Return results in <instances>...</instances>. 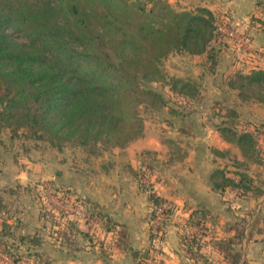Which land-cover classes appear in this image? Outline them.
<instances>
[{"label": "trees", "instance_id": "1", "mask_svg": "<svg viewBox=\"0 0 264 264\" xmlns=\"http://www.w3.org/2000/svg\"><path fill=\"white\" fill-rule=\"evenodd\" d=\"M250 20L252 25H264L259 19ZM214 21L215 16L204 7L176 9L166 0H0V58L7 52L4 49L7 45L20 50V44L14 40L20 38L25 41L21 43L25 48L23 53L33 62L30 67L16 65L14 71L0 68V123L11 130L22 129L27 137L45 140L56 148L65 140L78 146L107 143L111 148H122L141 133L138 106L158 109L165 104L160 93L150 87L151 83L162 82L177 95L196 99L198 83L190 78L166 77L161 60L177 51L203 54L211 69L218 52L226 47L224 42L215 39ZM35 68L39 73L29 77L28 71ZM245 68L243 64L235 68L226 79L227 88L234 90L241 102L264 104V68L250 67L247 71ZM15 73L16 79L12 77ZM237 121L236 110L226 108L215 125L224 140L238 147L242 160L229 157V168L213 169L209 175L211 187L219 192L236 188L239 197L261 196L264 181L248 171L249 163L260 162L261 153L252 133L240 129ZM214 152L228 156L227 151ZM154 169L153 154L144 152L140 166L131 171L139 190L147 191L151 205L148 225L155 207L167 204L165 217L156 232L149 230L150 246L132 252L137 264H151L146 261L148 251L157 250L166 221L172 214L171 204L151 185L139 181L144 171L151 173ZM5 188L1 192H6ZM79 198L87 215L99 217L105 230L112 227L110 219L93 201L85 196ZM44 211L51 226L65 222L53 232L60 240L68 239L64 228L74 227L75 221L59 217L52 221L53 213ZM261 211L248 225V236L258 223L264 231V198ZM247 215L231 226V236L211 242L226 264L246 262L234 247L244 236ZM81 232L93 241L87 229ZM8 234L7 224L3 222L0 252L9 258V264H16L20 262V257L13 252L17 245L7 242L4 236ZM17 239L28 241L29 250L40 244L39 239L28 236ZM200 244L194 237L185 242L181 240V248L188 256L201 257L205 262L198 253ZM117 245L126 248L123 238ZM34 255L48 262L43 252Z\"/></svg>", "mask_w": 264, "mask_h": 264}, {"label": "crops", "instance_id": "2", "mask_svg": "<svg viewBox=\"0 0 264 264\" xmlns=\"http://www.w3.org/2000/svg\"><path fill=\"white\" fill-rule=\"evenodd\" d=\"M166 1L182 10L204 7L213 16L228 12L239 23L237 31L243 30L244 23H250L247 28L248 41L246 44L236 41L226 43V47L218 52L211 69H208L203 54H188L192 60L200 62L189 66L192 72L200 75L197 77L198 91L202 95L204 94L202 89L206 87L207 91L210 90L215 95L212 99L215 103L211 104L209 113L201 109L197 119L198 126L195 129H190L189 124L171 129H142L141 134L124 147L112 149L119 158L115 157V161L119 160L120 163L116 161L115 165L111 161L105 167L100 165L98 169H93V180L90 181L89 178L88 182L93 185L92 188L85 187L86 190H79L78 186L74 188L73 184L77 182L78 176L76 174H73L70 181L66 180V175L57 179L60 190L68 189L71 190L69 193L77 192L79 197L85 196L93 201L110 219L112 227L105 230L100 219V222L95 223L91 234L82 221L74 220L76 223L74 227L64 228L69 238L60 240L61 238L56 237L53 231L62 228L65 222L60 221L59 226L47 223L46 241L35 247L44 250L45 246L43 254L47 257L48 264L53 263L55 259L72 264H137L132 252L142 251L150 246L148 222L145 219L149 202L147 195L138 189L131 173L140 166L144 152H150L155 159L156 173L159 177V182L153 185L155 192L172 206V214L164 229L163 240L157 250L148 251L147 263L211 264L221 261V255L211 242L220 237L231 236L233 234L231 226L244 214H248L244 236L236 245L239 249L241 247V260L248 261L249 264H262L261 261H264L262 224H256L250 236L247 235L248 225L261 211L264 194L257 197L251 194L239 197L236 188H225L219 192L211 187L209 180L213 169L224 166L229 168V157L242 160L238 147L224 140L219 134L215 126L218 122L212 126L211 114L221 119L226 108H233L237 112L239 122L253 123L258 119H264V104L241 102L235 91L227 88L225 84L228 76L239 65L243 64L246 67L245 71L250 67L264 68V56L252 54L256 50H264V25H252L250 20L255 18L264 22V0ZM201 73H205V76ZM168 92L176 96L177 103H182V107H189L194 103L195 99L189 100L170 90ZM191 109L192 107L184 114L183 122L186 120L190 122L191 116L193 118L194 113L190 112ZM175 112L179 115V111ZM261 146L264 149V143H261ZM214 151H227L228 156H220ZM248 171L264 181V156H261L258 163H249ZM228 176L234 177L230 173ZM77 194L74 196L77 197ZM45 210L54 212L49 206L45 207ZM53 217L55 218V215ZM67 218L71 219V214H67ZM61 220H65V217H61ZM7 222L10 234L4 237L11 243L14 242V234L15 236L18 234V228ZM2 223L0 220V231ZM86 229L92 235L93 241L83 236L81 231ZM119 231L121 232L118 233ZM25 232L27 234L29 230ZM191 237L199 239L201 247L198 253L206 259L205 262L201 257L188 256L181 248V240L185 242ZM122 238L126 248L117 245ZM0 260L9 262V258L1 252Z\"/></svg>", "mask_w": 264, "mask_h": 264}, {"label": "rangeland", "instance_id": "3", "mask_svg": "<svg viewBox=\"0 0 264 264\" xmlns=\"http://www.w3.org/2000/svg\"><path fill=\"white\" fill-rule=\"evenodd\" d=\"M14 40L20 44L21 49L17 50L13 47H9V45L4 48L7 49L9 53L7 54V52L4 51V56L0 58V68L4 71L5 69H7V71L9 69L14 71L16 65L24 68L26 66H32L31 63L33 64L32 61L28 60V54L23 53L25 48L21 43L25 44V41L20 38ZM198 63H200L199 60H192V57L182 51L169 53L161 60L162 70L166 77L190 78L196 82L199 73L192 72V68H189V66L192 67L194 64ZM40 69L42 71L43 67L40 66ZM38 73V69L36 68L28 71L29 77H35ZM201 74L205 76V73ZM12 77L16 79L18 76L15 73ZM208 77L210 76L208 75ZM203 80L205 81V79ZM150 87L160 93L165 104L158 109L142 105L138 106L137 112L139 113L142 124L141 131L142 129H171L176 126L184 127L188 124L190 129H195V127L198 126L199 121L197 119L201 109L209 113V108H212L211 104L215 103L212 100L215 95H213L210 90L207 91L205 89L206 87L202 89L204 94L201 95L199 91L194 103H191L189 107H182V103H177L178 100L176 96L171 95L168 92V87L162 82H153L150 84ZM190 107H192L190 112L194 113V116L193 118L191 116L190 122H187V120L183 122V116L189 111ZM207 108L209 110H207ZM171 111H179V115ZM211 113L212 112H210V114ZM214 113L218 114V112ZM258 115H260V113ZM213 116L214 114H211L210 121L212 126L216 121L219 122L220 120L219 117ZM237 123L240 129H247L248 131H257V129L264 130V119H258L253 123L245 121H237ZM255 124L257 125L255 126ZM261 143H264V141L260 142L256 138L257 147L260 153H262L261 156H264V149H262ZM112 149L113 148L107 143H89L87 145L78 146L70 144L66 140L61 142L59 147L56 148L45 140L27 137L22 133V129L11 130L3 125V123H0V202H2L0 204V220H2V222L5 221V223L6 221H8L7 223L11 222L12 227L18 228V234L16 236L14 234V242H11L17 245V248L13 250V252L17 253L18 257H20V262L16 264H48L41 256L38 257L34 255L44 252L45 246L44 250H38V247L33 246L32 249L30 248L29 250V248H26L29 244L28 241H21L17 238H19V236H28L32 240L39 239L40 243L44 244L46 241L45 236H47L48 232L46 225L51 222V220H47L44 216L45 207L49 206L53 209V215H55L56 218H63L62 215H64V213L61 210L66 209L63 204H74L76 202L79 204L80 200L77 192L66 194L60 191V187L57 186V179H61V176L66 175V180L70 181L73 179V174H76L78 176L76 177L77 182L73 184L74 188H76L75 186H78L79 190H86L85 187L92 188L93 185L91 183L88 184V182L89 178L90 181L93 180V169H98L100 165L105 167V165L111 163V161L115 165L116 161L120 163L119 160L115 161L117 154L112 152ZM116 159L119 158L116 157ZM151 173L152 178L147 185L153 187V185L159 182V177L156 173V169ZM4 187H6V192H1V189ZM153 189L155 190L154 187ZM7 190L12 191L11 196L10 193H7ZM142 192L147 195V191ZM74 194H77V197H75ZM150 206L149 203L145 216L146 220H148ZM55 219L53 217L52 221H55ZM27 230H29V232L26 234L25 231ZM234 250L240 251L241 253V247L239 249V247L235 246ZM53 255H55V253ZM216 263L226 264L222 262V260ZM261 263L264 264V261H261ZM0 264H9V262L7 260H0ZM50 264L72 263H66L55 259L54 262ZM245 264H249V262L247 261Z\"/></svg>", "mask_w": 264, "mask_h": 264}, {"label": "built area", "instance_id": "4", "mask_svg": "<svg viewBox=\"0 0 264 264\" xmlns=\"http://www.w3.org/2000/svg\"><path fill=\"white\" fill-rule=\"evenodd\" d=\"M250 23H244L243 30L241 32L237 31V27L239 26V23L228 13V12H222L219 15L215 16L214 21V35L215 39L220 42L229 43V42H239L242 44H246L249 38V35L247 33V28L249 27ZM253 55H258L259 57L264 56V50H256L255 52H252ZM247 130V129H245ZM248 131V130H247ZM252 135L257 138V140L264 141V130L263 129H257V131H251ZM152 173L150 172H143L139 176V181L145 185L148 184L149 180L151 181ZM150 183V182H149ZM63 206L66 209L61 210L65 217L67 218V214H71V220H80L83 224L89 229L93 234V227L95 223L100 222L99 217H91L87 215L82 205L79 203H64ZM167 208V204L161 203L157 207H155V211L153 214V217L149 221V230L153 233L156 232L157 227L159 223L164 219L165 217V209Z\"/></svg>", "mask_w": 264, "mask_h": 264}]
</instances>
